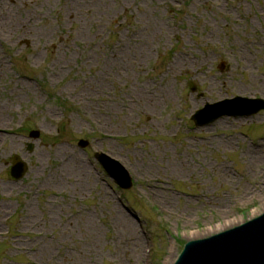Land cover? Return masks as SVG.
<instances>
[{
  "label": "rangeland",
  "instance_id": "1",
  "mask_svg": "<svg viewBox=\"0 0 264 264\" xmlns=\"http://www.w3.org/2000/svg\"><path fill=\"white\" fill-rule=\"evenodd\" d=\"M75 1L0 0V264L174 262L192 236L262 213L264 150L251 160L246 148L264 142V110L190 116L264 99V0ZM13 154L28 165L21 179Z\"/></svg>",
  "mask_w": 264,
  "mask_h": 264
},
{
  "label": "water",
  "instance_id": "2",
  "mask_svg": "<svg viewBox=\"0 0 264 264\" xmlns=\"http://www.w3.org/2000/svg\"><path fill=\"white\" fill-rule=\"evenodd\" d=\"M261 108H264V100L235 96L213 104L206 103L192 115V119L196 125H201L221 115H250ZM38 135V131L30 132L33 138ZM86 144V141H79L81 146ZM31 148L29 143L27 149ZM96 157L122 187L131 186V178L120 163L104 154L97 153ZM11 162V175L21 178L27 170L26 163L17 155L11 156ZM210 235L196 240L187 239L191 241L185 244L174 264H264V212L240 225Z\"/></svg>",
  "mask_w": 264,
  "mask_h": 264
},
{
  "label": "bare ground",
  "instance_id": "3",
  "mask_svg": "<svg viewBox=\"0 0 264 264\" xmlns=\"http://www.w3.org/2000/svg\"><path fill=\"white\" fill-rule=\"evenodd\" d=\"M80 2H81L80 0H76L74 2L73 8L76 7V10H79V8H82V6L80 5ZM180 63H182L185 66L186 62L185 61H182V62L178 61V62L174 63L172 66H170L169 70L172 71L173 68L176 65H179ZM263 150H264V142L256 145L254 148H250V147L246 148V153L249 155L251 160H257L261 156ZM72 166L74 168V171H76L77 173L84 174L88 178L92 177L90 170H88V167L84 164V162L80 161V159L77 155L72 158ZM114 221L117 225L122 226V228L120 227V231H121L122 235H124V236L127 235V236L132 238V243H133L134 247L137 249L141 244V237L136 233V230L133 228L131 219H129L127 216H125L121 211L115 215ZM238 223L240 224V221L239 222L238 221L225 222L224 226H219L217 229L207 231L206 233H202V234L198 233V234L192 236L190 239H193V240L200 239L203 236H207V235H210L212 233H217L218 231L220 232L221 231L220 229H223L225 227L233 226L234 224L239 225ZM173 259L174 258L169 257V258L165 259L163 264H172Z\"/></svg>",
  "mask_w": 264,
  "mask_h": 264
}]
</instances>
